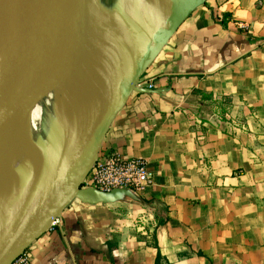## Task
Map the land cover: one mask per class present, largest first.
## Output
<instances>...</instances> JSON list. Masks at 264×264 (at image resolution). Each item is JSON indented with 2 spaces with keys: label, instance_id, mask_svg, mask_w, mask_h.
I'll list each match as a JSON object with an SVG mask.
<instances>
[{
  "label": "crops",
  "instance_id": "obj_1",
  "mask_svg": "<svg viewBox=\"0 0 264 264\" xmlns=\"http://www.w3.org/2000/svg\"><path fill=\"white\" fill-rule=\"evenodd\" d=\"M121 1L104 0L110 25L130 10L133 59H148L77 177L31 186L38 195L29 209L46 190L42 209L62 225L41 233L34 219L28 264H264V2L133 0L129 9ZM100 65L90 97L66 109L57 102L43 119L51 143L100 98ZM42 152L35 157H49ZM103 153L145 160L152 184L138 193L83 187ZM26 161L23 174L29 165L47 174Z\"/></svg>",
  "mask_w": 264,
  "mask_h": 264
},
{
  "label": "water",
  "instance_id": "obj_2",
  "mask_svg": "<svg viewBox=\"0 0 264 264\" xmlns=\"http://www.w3.org/2000/svg\"><path fill=\"white\" fill-rule=\"evenodd\" d=\"M76 3H79L78 9L72 11ZM86 3L87 0H67L65 5L56 0H17L0 41V129L17 116L28 118L37 102L74 74L84 44ZM56 41L67 49L59 60L54 55ZM120 47L117 54L110 55L107 63L104 62L106 84L98 92L100 98L94 107L75 128L71 123L67 124L66 135L51 143L52 155L42 157L46 166L43 171L47 174L43 175L29 165L30 170L21 174L22 179L12 188L0 192L7 206L0 209V264L11 262L31 243L33 237L27 230L35 218L40 232L46 231L56 217L42 209L46 190L60 179L77 177L89 161L127 88L132 86L148 59L136 62L132 54L134 45L126 47L121 43ZM25 176H28L27 188L23 182ZM39 178H44L43 182L48 181L49 185L29 209L38 195L30 188ZM11 215L14 218H10Z\"/></svg>",
  "mask_w": 264,
  "mask_h": 264
},
{
  "label": "rangeland",
  "instance_id": "obj_3",
  "mask_svg": "<svg viewBox=\"0 0 264 264\" xmlns=\"http://www.w3.org/2000/svg\"><path fill=\"white\" fill-rule=\"evenodd\" d=\"M123 7H127L129 9L132 8L133 5V0H122L121 1ZM86 28H85V34H84V44L83 48L80 54V60L79 63L76 67V70L74 74H72L67 80L66 83L63 84L62 86H58L56 89L52 90L50 93H48L46 96L42 98L39 102H37L34 106L36 108V113L34 111V107L31 109L30 116L32 115L33 122L35 124L36 130H37V139H28L30 142L39 143L43 147L44 153H46L47 156L52 155V150H51V139L52 135L48 134L47 132L44 131L42 126H46L44 123H46V120L49 116L52 118L54 117V109L53 108L54 104L58 102V107H67L66 102H72L74 98L77 97H90V95L96 90V76L102 77L103 75L100 76L97 71L98 68H101L100 63L104 60L106 61L105 57H109L110 55H113L115 52L117 54V51H120V46L121 43L124 44V46H131V45H137V41L132 40L131 36V30L130 29V19H129V11L125 10L124 13L126 14L125 18H121L120 22L115 23V25H110L112 24L113 17L110 15L107 10L104 11V0H87L86 3ZM116 13V10H114ZM99 17V19H98ZM98 19V25L95 24L94 21L95 19ZM101 21V22H100ZM100 22V23H99ZM105 24L107 26V33L105 32ZM116 27L117 30L115 31L114 34L109 35V30L113 31V28ZM124 28L126 29V32L120 33L118 29ZM117 42V43H113ZM118 44L119 47L116 45ZM115 45L117 48L115 49ZM101 54V55H100ZM100 62V63H98ZM107 63V61H106ZM105 68V64H104ZM80 71V72H79ZM82 73V74H81ZM105 73V71H104ZM105 84V83H104ZM102 89V88H101ZM64 92L67 94V98L64 96ZM58 96L62 98L60 101ZM55 110H58V109ZM92 108V106H91ZM90 108V109H91ZM34 111V115L33 112ZM49 116H48V115ZM83 114V112L81 113ZM81 114L77 116L75 119V125H79L82 122V119L86 118L87 113H84L82 116ZM29 116V118H30ZM36 116V117H35ZM75 117V116H74ZM44 119V123L43 122ZM64 119V118H63ZM58 124V123H57ZM56 126L58 127L60 124ZM68 129V127H67ZM6 133V130H4L3 127L0 129V144L6 140H2L3 135ZM23 134L27 137L26 131H23ZM7 136V135H6ZM15 141V138H14ZM13 141V143H14ZM17 144V143H16ZM40 145H36L35 149V155L37 156H43L42 152V147ZM13 149H16L14 146ZM33 151H31L29 154H31ZM23 152H21L20 156L18 157L16 163L14 164L16 168L19 171H22L24 169V160L22 156ZM30 156V155H29ZM23 161V162H22ZM12 166V163L10 164ZM13 165V166H14ZM27 167V166H26ZM25 167V168H26ZM1 165H0V173H1ZM21 178L18 176V180ZM13 180L4 183V185H8L9 183H12ZM1 201V197H0ZM0 209H3L0 203Z\"/></svg>",
  "mask_w": 264,
  "mask_h": 264
},
{
  "label": "built area",
  "instance_id": "obj_4",
  "mask_svg": "<svg viewBox=\"0 0 264 264\" xmlns=\"http://www.w3.org/2000/svg\"><path fill=\"white\" fill-rule=\"evenodd\" d=\"M262 3L264 0H254ZM148 90L153 86L146 87ZM152 184V175L147 170L145 160L125 158L116 153L101 154L92 164L82 181V186L91 188L103 194H110L120 190H129L133 193L144 191ZM60 217H54L45 232L52 233L60 228ZM29 252L25 249L8 264H28Z\"/></svg>",
  "mask_w": 264,
  "mask_h": 264
},
{
  "label": "bare ground",
  "instance_id": "obj_5",
  "mask_svg": "<svg viewBox=\"0 0 264 264\" xmlns=\"http://www.w3.org/2000/svg\"><path fill=\"white\" fill-rule=\"evenodd\" d=\"M56 1L62 3L63 5H65L67 2V0ZM16 2L17 0H0V41L4 35L6 23L13 12ZM78 6L79 3H76L73 6L72 11L77 10ZM66 51V47L60 41H56V43L54 44V55L56 60L64 57ZM35 110L36 108L34 106V111ZM34 111L32 112L33 115ZM33 119L34 117L32 118V115L30 116V118H27L26 116H17L13 120H8L4 125H2L4 130H6V133L3 135L2 140L4 139L7 142L3 141L0 144V165L2 171L0 173V188H2V185L4 183H7L11 180H13V183L16 182V177L21 176L22 171H18L14 164L16 163L21 152H26L27 148L31 144L30 140L28 139H34L37 136V130ZM23 131H26L27 137L23 134ZM14 146L16 147V149H13ZM34 153L32 152L30 154V158L26 161V166L28 164H34L36 167L40 168L44 163H42L43 161L39 158H36ZM11 163L12 166L10 165ZM0 203L3 208L6 202L1 199Z\"/></svg>",
  "mask_w": 264,
  "mask_h": 264
},
{
  "label": "trees",
  "instance_id": "obj_6",
  "mask_svg": "<svg viewBox=\"0 0 264 264\" xmlns=\"http://www.w3.org/2000/svg\"><path fill=\"white\" fill-rule=\"evenodd\" d=\"M155 264H159L157 260H156V263Z\"/></svg>",
  "mask_w": 264,
  "mask_h": 264
},
{
  "label": "flooded vegetation",
  "instance_id": "obj_7",
  "mask_svg": "<svg viewBox=\"0 0 264 264\" xmlns=\"http://www.w3.org/2000/svg\"><path fill=\"white\" fill-rule=\"evenodd\" d=\"M39 144V143H38ZM40 146H41V144H40ZM42 147V146H41ZM42 149H43V147H42Z\"/></svg>",
  "mask_w": 264,
  "mask_h": 264
}]
</instances>
